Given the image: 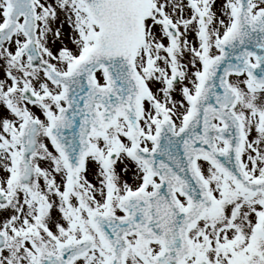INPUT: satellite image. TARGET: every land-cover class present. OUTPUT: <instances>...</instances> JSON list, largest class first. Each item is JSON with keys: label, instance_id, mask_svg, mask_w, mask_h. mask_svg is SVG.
I'll return each mask as SVG.
<instances>
[{"label": "snow or ice", "instance_id": "1", "mask_svg": "<svg viewBox=\"0 0 264 264\" xmlns=\"http://www.w3.org/2000/svg\"><path fill=\"white\" fill-rule=\"evenodd\" d=\"M0 264H264V0H0Z\"/></svg>", "mask_w": 264, "mask_h": 264}]
</instances>
